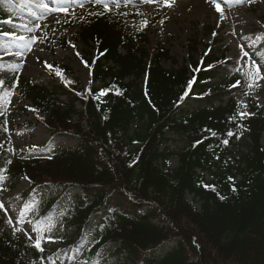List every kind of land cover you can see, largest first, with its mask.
<instances>
[{
  "label": "trees",
  "instance_id": "trees-1",
  "mask_svg": "<svg viewBox=\"0 0 264 264\" xmlns=\"http://www.w3.org/2000/svg\"><path fill=\"white\" fill-rule=\"evenodd\" d=\"M17 7V0H0V21ZM94 8L69 19L79 39L96 48L86 87L64 74L63 84L20 75L1 80L0 88L17 86L31 102L51 138L67 134L76 142H45L22 159L0 149V189L27 177L20 198L31 206L28 219L37 239L56 244L41 251L28 236L0 230V264L52 261L70 247L81 253L75 264H264V108L207 94L204 82L216 69L204 63L223 53L210 51L199 63L191 39L187 59L165 68L162 60L173 61L169 51L158 47L149 55L145 48L144 22L156 16ZM45 39L49 50L69 42ZM252 81L237 72L222 88L253 92ZM196 93L203 96L192 98ZM244 111L253 115L241 117ZM173 141L181 144L175 150ZM173 155L177 165L169 169ZM5 221L0 209V226Z\"/></svg>",
  "mask_w": 264,
  "mask_h": 264
},
{
  "label": "rangeland",
  "instance_id": "rangeland-1",
  "mask_svg": "<svg viewBox=\"0 0 264 264\" xmlns=\"http://www.w3.org/2000/svg\"><path fill=\"white\" fill-rule=\"evenodd\" d=\"M43 2L49 6V9L66 7L68 11L40 8L37 5L41 0H18V8L11 17L13 23H6V31L15 32L18 36L38 39L32 43L31 50L25 41H14L11 36H6L0 41V79L18 73L39 84H47L51 81L61 83L60 76L56 75L57 68L66 67L69 77L85 85L88 78L86 59H89L93 53L91 48L78 40L76 32L79 28L77 24L69 23L72 14L69 9L78 8L80 16L86 15L91 0H84L83 7H80V0H43ZM107 3L114 7L117 0H107ZM217 3L221 5L219 11L216 9ZM119 4L118 9L121 10L158 14L156 21L147 22L145 25L147 36L145 48L149 55L157 47L162 46L167 49L174 62L162 60L161 63L165 68L182 64L187 58L189 41L196 40L197 51L194 57L197 59L210 51L216 58L224 53L220 60L209 64L214 67L207 65V68L213 71L216 69L215 76L205 82L207 94L211 92L215 95L221 94L219 97L224 98L232 95L244 104L256 101L258 106L264 108V80L257 81L260 86L247 95L237 94L232 87L222 88L227 77L237 72L243 75L252 73L251 78L247 76L254 80L253 59L258 65H264V0H168V3H165V0H154L152 3H146L145 0H119ZM24 24L32 28V31L29 32L24 28ZM37 25L39 27H36ZM47 33L64 36L72 43L66 48L56 46L53 51H49L44 45ZM244 51L249 53L251 59L244 56ZM17 52H22L23 57L15 55ZM77 52L79 56L76 55ZM45 61L52 67L48 68ZM261 75L264 76V68L261 69ZM210 88L214 89L210 90ZM201 96L203 95L197 93L192 98ZM189 104L192 103L189 102L185 106ZM28 123L32 126H28ZM0 131L1 148L11 146L16 149L17 159L32 157L35 154L33 149L47 141L51 145L61 147H69L76 142L67 134L51 138L48 128L30 109V103L21 101L17 88L3 87L0 91ZM236 141L243 144L246 138L240 135ZM177 143L173 141L169 142V145L175 150L176 146L181 145ZM167 165L169 169L174 168L177 165V157L173 155ZM27 184L26 180L21 179L11 189L0 190V201L4 202L7 209V211L2 209L6 221L0 226V230L5 233L17 231L20 235L31 236V239L36 241L37 234L33 230L35 222L28 219L31 206L25 204L19 196L28 192ZM75 192L78 191H73ZM33 195L36 196L35 193ZM187 198L196 204L191 195ZM9 218L11 223L8 222ZM39 240L41 247L52 249L56 246L53 242ZM80 258L81 253L70 247L67 251H56L52 261L44 258L38 264H75Z\"/></svg>",
  "mask_w": 264,
  "mask_h": 264
},
{
  "label": "snow or ice",
  "instance_id": "snow-or-ice-1",
  "mask_svg": "<svg viewBox=\"0 0 264 264\" xmlns=\"http://www.w3.org/2000/svg\"><path fill=\"white\" fill-rule=\"evenodd\" d=\"M91 2L94 3V4H102L103 8H104V11H111L112 10L109 7V4L107 3V0H91ZM145 2L146 3H152V2H154V0H145ZM165 3H168V0H165ZM21 6H23V5H21ZM37 6L40 7V8H43V9H49V6L46 3H44L43 0H41V3H39ZM83 6H84V0H80V7H83ZM119 6H120L119 0H117V4L115 5V7L118 8ZM220 8H221V5L219 3H217L216 4V9L219 11ZM49 10L67 12L68 8H66V7H58V8H52V9H49ZM90 14L103 15V12L90 13ZM33 15H35V13H33ZM0 23H13V21H12L11 17H9V18H7V19H5L3 21H0ZM144 23H145V25H147V21H145ZM23 27L26 28L29 32L32 31V28H30L27 24H24ZM36 27H39V25H37ZM0 35L11 36V37H13L14 41H25L28 44L29 50H31L32 43H34L35 40L38 39L37 37L26 38L25 36H22V35L18 36L15 32H8V31L0 32ZM15 55H17L18 57H23L24 54L22 52H17ZM76 55L79 56V53L77 52ZM244 56L245 57H249V53L247 51H244ZM249 59H251V57H249ZM45 64L47 65L48 68L52 67V65L48 64L47 61H45ZM252 65L255 68V73H254L255 79L248 84V88L250 90L253 89V88H258L260 86L257 81L264 80V76L261 75V69L264 68V65H258L254 59L252 60ZM209 67H214V66L213 65H209ZM56 75L57 76L61 75L59 70H57ZM247 75L251 78L253 74L252 73H248ZM64 82H65L66 85L72 83L71 81H68L67 79H65ZM0 83H2V81H0ZM239 83H240V81L237 80L236 81V85H238ZM191 84H192V81H189V84H188L189 89L191 88ZM236 85H233V87H235ZM101 94H104L103 90L101 91ZM188 94H189L188 91H185L183 93V95L180 97L179 101L177 102V106L179 105V103H183L184 98L187 97ZM246 95H247V93H246ZM239 115L241 117H243V116H246V115H253V113L241 112V113H239ZM232 119H235V117H232ZM212 135H215V133L213 132ZM228 135L231 136V135H233V133L229 131ZM134 143H135V141H134ZM196 143H200V141H197ZM223 143L226 145L228 143V140L225 139L223 141ZM49 158H51V157H49ZM26 179H27V177H26ZM229 179L231 180L232 178L230 177ZM233 190H235V187H233ZM221 198H223V197H221ZM0 209H5V205H4L3 201H0ZM5 211H7V209H5ZM8 222L11 223V218H9ZM33 230H35V229H33ZM29 239H31V236H29ZM47 239L54 240L55 238L52 237V236H48ZM35 247L37 249H40L41 251H43V249L41 248V244H40V240L39 239L36 240ZM85 264H87L86 261H85Z\"/></svg>",
  "mask_w": 264,
  "mask_h": 264
}]
</instances>
